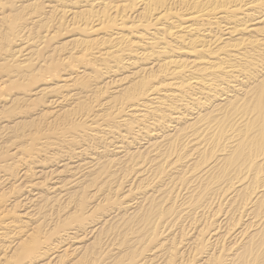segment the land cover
Instances as JSON below:
<instances>
[{"label": "bare ground", "instance_id": "obj_1", "mask_svg": "<svg viewBox=\"0 0 264 264\" xmlns=\"http://www.w3.org/2000/svg\"><path fill=\"white\" fill-rule=\"evenodd\" d=\"M0 104V175L68 160L0 264H264V0H0Z\"/></svg>", "mask_w": 264, "mask_h": 264}, {"label": "rangeland", "instance_id": "obj_2", "mask_svg": "<svg viewBox=\"0 0 264 264\" xmlns=\"http://www.w3.org/2000/svg\"><path fill=\"white\" fill-rule=\"evenodd\" d=\"M101 85H102V84H101ZM28 99H29V98H28ZM0 105H1V104H0ZM1 107H2V106H1ZM1 107H0V111L2 110ZM32 113H34V112L32 111ZM36 113H37V111H36L33 115H32L31 113H27L25 116H23V115H18L19 119H18V118L16 119V117H17V116H16V117L12 118L11 121H8V122H5V123L2 122V121L0 120V127L5 126V125H9V126L11 127V126H13V125L16 124V123H19L20 125H24L26 122H29V121H31V119H34L35 117H37V116H36ZM29 114H31L30 118H29ZM20 117H21V118H20ZM27 117H28V118H27ZM5 120H6V119H5ZM12 120H13V122H12ZM12 124H13V125H12ZM174 125H175V124H174ZM169 134H172V132H170ZM2 135L5 136V135H6L5 132L0 133V138L2 137V138H1L2 140L0 139V140H1L0 143L2 142V143L0 144V146H2V144L5 146L6 144H5V142H4V139H5L6 136H5L4 139H3V136H2ZM6 138H7V137H6ZM154 141H155V140H153L152 142H154ZM146 142H147V141H143L144 144H146ZM143 143H142V144H143ZM8 146H9V145H8ZM140 146H141V145H139V147H140ZM144 146H145V148H146L148 145H144ZM11 148H12V147H11ZM11 148H10V149H11ZM101 150H103V149H101ZM142 150L144 151V149H142ZM132 151H134V150H132ZM46 152H48V150H46L45 152H42V155H41V153H40V155H39L38 157H34V158H37V159H29V158H28V162L26 163V165H25L24 167H23V166H22V167H18V168L22 171V172L20 173L19 176L17 175V171H18V173H19L20 170L14 171V173H13V172H11V173H10V172H9V173H5V174H7V175H3L4 173H1L0 176H5L6 178H7V177H8V178L10 177L9 180L6 181V182L3 184V185H6V187L4 188L3 185H2L1 187H3V189H6L7 187H10L9 185L12 184L13 182L17 181L18 177H20V176L22 177V181H23L24 183H25V182L27 183V182H29V181H33L34 184H36L37 182L40 183V181L42 182V181H44V180L46 179L45 176H47V174H45V173H48V172H51V171H55V170H57V169L59 170V172L62 171V170H64V169H63V168H64L63 166H64V164H65L68 160H66V162H64L65 160H64V161H60V163L57 162V163H56L57 165H56L55 163H53V162H50V163L47 162V164H46V162H45V163H41L40 160L43 159V158H45L44 154H45ZM49 152H50V154L53 153V151H51V150H50ZM54 152H55V150H54ZM10 153L13 154L14 151L12 150ZM45 155H46V154H45ZM25 156H26V155H25ZM38 158H39V160H38ZM62 162H63V163H62ZM67 163H68V162H67ZM29 164H32L31 166L34 168V172H33V173H34L35 175L33 174V175L28 176V177L25 176V177L23 178L22 175H23L24 172L26 171V169H25V168H27L26 166H27V165L29 166ZM54 165H55V166H54ZM61 165H62V166H61ZM75 165H76L75 163H73V164L70 163V166H71V167H74ZM59 167H60V168H59ZM21 168H22V169H21ZM61 168H62V169H61ZM67 173H68V172H67ZM67 173H66V174H65V173H63V174L61 173V176H60V175H57L56 178H59V177H60L61 179H64V178H66V177L68 176ZM8 174H9V176H8ZM36 174H37V175H36ZM44 174H45V175H44ZM62 175H63V177H62ZM54 176H56V174H55ZM42 177H43V178H42ZM41 178H42V180H40ZM56 178H55V180H53V181H50V180L47 181V182L45 183V184L48 183L47 186H43V187H42V185H40V186H39L40 188H38V186H36L35 189H38V190L35 191V189H32L33 191L31 192V194L29 195L28 193H26V195H24L22 199H24L25 197H27V195H29V198L31 199V198L34 197V196H33L34 194H35V195L38 194V195L41 196V197L44 196V195H45L44 197H46V196H49V197L55 196V194H54L55 191H54V190H51V191H50V188L57 187V186H53V184L56 183V180H57ZM18 180H19V179H18ZM35 180H36V181H35ZM38 180H39V181H38ZM8 182H9V183H8ZM11 182H12V183H11ZM21 183H22V182H21V180H20V182H17V185H18V184H21ZM26 183H25V184H26ZM49 184H52V185L50 186ZM1 187H0V188H1ZM48 188H49V189H48ZM39 191H40L41 193H40ZM52 191H53V192H52ZM24 192H25V191H24ZM42 193H43V194H42ZM49 193H50V194L52 193V196H51ZM16 195H17V196H16ZM16 195H15L14 197H13V196L11 197V200H10L11 202H9V204L13 203L14 199L17 198L18 196H20L21 194L19 193V195H18V193H17ZM39 196H37V198H38ZM44 197H42V198H40V199H43ZM20 199H21V198H20ZM22 199H21V201H22ZM33 199H36V196H35V198H33ZM23 201H25V200H23ZM224 208H225V207H224ZM24 209H25V207H24ZM49 209H50V208H49ZM20 210H21V209H20ZM20 210H19V213H20L21 215L26 213V211L21 210V212H20ZM29 211H31V210L29 209ZM29 211H28V212H29ZM52 211H53V210H52ZM54 215H55L56 217H55ZM54 215H53V217H52V216H50V217H52V218H54V217L57 218V213H55ZM38 217H39V215H38ZM38 217H37V219H38ZM52 218H51V219H52ZM51 219H49V220H51ZM23 220L25 221V223L28 224V225L24 224V226H25V225L27 226L26 229H27L28 231L30 230V228H31V230H32L33 227H31V226L36 227L35 222H33V221H35L34 219H31V220H33V221H30V219L26 217V218H22V221H23ZM32 222H33V223H32ZM23 223H24V222H23ZM30 224H31V225H30ZM28 226H29V227H28ZM28 228H29V229H28ZM24 229H25V228H24ZM33 229H34V228H33ZM27 230H26V231H27ZM31 230H30V231H31ZM90 230H91V228H90ZM72 231H74V230H72ZM24 232H25V231H24ZM22 235H24V234H22ZM89 236H93V235L91 234V235H88V237H89ZM88 237H87V239H88ZM92 238H93V237H91V239L89 238L88 242H87V239H84V240H86V241H84V242L81 243V244L78 243V244L76 245V247H81V245H82V246H84V245H89V243L92 242ZM90 241H91V242H90ZM7 245H8V244H7ZM50 259H51V258H50ZM46 262H47V261H46Z\"/></svg>", "mask_w": 264, "mask_h": 264}]
</instances>
